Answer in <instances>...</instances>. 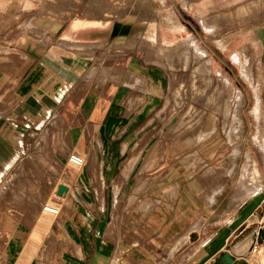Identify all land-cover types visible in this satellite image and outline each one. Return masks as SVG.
<instances>
[{
  "label": "rangeland",
  "instance_id": "374dc122",
  "mask_svg": "<svg viewBox=\"0 0 264 264\" xmlns=\"http://www.w3.org/2000/svg\"><path fill=\"white\" fill-rule=\"evenodd\" d=\"M223 12L226 14L222 15ZM144 15L155 26L153 34ZM80 16L110 21L99 27L105 29L116 24L118 30L122 28L121 31L125 32L98 54L96 48L90 51L75 49L96 54L94 66L83 77L82 90L96 81L110 80L119 84L121 75L135 76L124 66L126 58L133 53L142 64L149 63L150 67L157 68L158 75L162 77L161 85L157 88H148L145 82L141 88L128 84L136 88L134 92L141 90L149 93L155 108L150 113L144 111L142 124H135L139 115L134 117V113L139 111L142 99L133 101L131 105V94L124 100L125 120L134 118L129 123V135L134 131L137 138L132 140V148L126 153L115 156L118 163L115 172H111V178L115 174L118 181L126 179L128 184L135 183L137 187L134 190L140 196L137 194L129 198L127 207L131 213L126 217L113 214L106 235L113 237L116 234L121 239L122 230L127 229V224L143 229L154 228L159 222L164 224L170 211L169 200L177 197L180 187L184 206L191 210L192 218L187 227L199 218L202 220L199 238L190 247L199 243L205 246L206 252H215L213 259L206 262L214 264L221 251H230L232 245L249 230L264 226V150L255 138L257 135L264 140V123L260 126V120L264 118V0H0V37L9 35V38H19V42L28 37L53 38L63 33L72 20ZM205 18L210 20L214 29L205 27ZM119 39L132 41L126 45L117 44ZM1 44L7 46L5 42ZM183 46L195 53V60L190 57L185 67L180 57ZM160 48L175 51L173 58L164 60L167 64L156 62L157 49ZM243 58H247L245 66ZM12 59L11 56L0 57V68L5 67V60ZM169 63H173V66H169ZM203 63L209 66V71L200 72ZM103 66L108 69L96 70ZM195 67L198 79L195 92H192L191 74ZM245 67L250 69L251 78L245 72ZM257 77L262 82L260 92H257L254 83ZM190 104L191 109L193 107L191 122L180 125ZM7 113L5 111L3 114ZM146 117L150 120L146 121ZM66 118L62 112L55 114L37 130L20 122L13 124L17 131L15 136L18 137L15 142L20 145L27 139L30 142L28 140L27 153L21 155L24 163L22 170L0 169L1 182L4 183L0 187V257L6 255L3 228L10 221L16 223L20 219L27 222L33 234H37L41 240L36 236V249L27 251L26 255L22 253L18 260L26 256L31 264H45L44 260L52 264L53 254H58V250L64 248V242L72 244L74 250L80 253L78 241L66 233L59 219L61 213L70 214L73 211V203L66 194L59 196L56 187L59 182L71 187V173L76 171L94 180L97 183L95 192L100 194L103 176L104 180L107 179L106 175H102L101 165L103 162L102 169H107L109 156H101L92 148V154L89 150L82 154L84 165L72 166L68 161V154L73 150H70L67 138L69 124ZM5 130L4 127L2 131ZM233 142L242 151L235 166L230 156ZM249 149H252L251 152ZM5 152L6 148L0 140V165L7 157ZM249 156L252 157L256 178L250 176L249 169L252 167L248 166ZM13 157L16 158L17 154ZM130 158L135 159L134 164L124 169ZM52 165L57 170H53ZM230 175L234 177L229 180ZM224 181L226 185L222 190L228 185L230 187L224 192L221 190L223 193H219H222L219 198L235 195L240 187L249 188L251 195L247 201L238 203V208L234 206L225 214L215 215L209 208V197ZM28 185L27 188L32 187L39 199L32 195L27 201L26 210L18 213L16 208L21 203L17 200ZM13 191H16L15 200L12 198ZM104 191L106 193L105 187ZM146 198L150 199L146 204L148 207H141V199ZM44 204L58 207L60 215L55 217L42 211ZM118 205L116 201L114 212ZM161 210L164 211L163 221L159 220ZM251 212L254 216L248 217ZM133 213L136 214V222L130 216ZM13 215L15 220L12 219ZM244 218L247 220L236 227ZM56 226L62 230V234L53 233ZM231 230L233 232L230 234ZM182 233L171 241L172 246L176 247L186 239L181 238ZM29 247L25 246L26 249ZM263 251L264 245L256 246L254 253L248 256L247 264H264Z\"/></svg>",
  "mask_w": 264,
  "mask_h": 264
},
{
  "label": "crops",
  "instance_id": "0c3cea01",
  "mask_svg": "<svg viewBox=\"0 0 264 264\" xmlns=\"http://www.w3.org/2000/svg\"><path fill=\"white\" fill-rule=\"evenodd\" d=\"M76 27L73 19L63 33L56 34L53 38L28 37L19 42V38H9V35L0 37V57L11 56L13 58L5 60V67L0 68V140L6 148L5 154L7 155L1 162L0 169L4 171L23 169L22 156L27 153L30 140H25L21 145L15 142L18 137L15 136L17 131L13 127L14 123L20 122L37 130L51 116L60 112L68 120L67 138L70 150L80 154H85L89 150L91 154L94 148L99 155L109 156L107 169H102L103 162L101 165L102 175H106L107 179L104 180L103 176V189L100 194L95 192L94 188L97 183L94 180L76 171L73 172L74 175L71 173L73 182L71 187L67 186L66 197L71 200L74 208L70 214L60 212L59 219L66 233L78 241L79 245L73 240L79 247L80 253L74 250L72 244L64 242V248L59 249L58 254H53L52 264H206L216 254L206 252L205 246L199 243L195 247H190L198 240L202 227L192 228L186 234V230L191 228L196 221L187 227L192 218L191 210H187L186 205L184 206L185 200L181 198L183 195L180 187L177 197L169 200L170 211H167L164 224L159 222V225L154 228L144 229L134 224H127V229L122 230L121 239L116 234H113V237L106 235L105 231L111 223L113 214H123L126 217L131 213L127 207L129 198L136 197L137 194L138 197L140 196L134 190L137 187L135 183L128 184L126 179H119L122 181L119 182L115 174L111 178V172H115L118 163L115 156H122L126 153L131 147L132 140L137 138L134 131L129 135L131 132L128 128L129 123L134 121V118L130 121L125 120L124 100L131 94H133L131 105L133 101L138 102L142 99L139 111L134 113V117L139 115L134 123L142 124L144 118L141 115L144 111L152 112L155 104L148 95L149 93H143L141 90H137L140 93L134 92L136 88L130 85L141 88L142 84L147 83L148 88H157L161 85L162 77L158 75L157 68L150 67L149 63L142 64L138 56L133 53L126 58L124 66L128 68L129 73L135 76L123 74L119 84L110 80L96 81L82 90L83 77L94 66L96 54H88L75 49L90 51L89 47L96 48L98 54L102 48L104 49L118 35L125 32L121 31L122 28L118 30L116 24L105 29L97 25ZM65 36H69L70 43L75 45H63L62 39ZM8 38L9 40L5 41ZM1 42H5L7 46L2 45ZM80 44L89 47L87 49L77 48L76 46ZM107 69L105 67V70ZM5 111L8 113L3 114ZM4 127L6 130L3 132ZM14 154H17L16 158H12ZM41 157L46 160L44 155ZM9 158L12 161H8ZM17 175L19 173L15 174L12 179ZM1 179L0 187L4 186ZM99 182L101 183L100 180ZM116 183H119L117 193ZM228 187L230 185L224 191ZM30 188L23 190L19 195L17 201L21 205L16 208L18 213L26 210L27 201L32 195L39 199L32 187ZM219 193L209 202V208H212L215 215L225 214L232 209L231 202L234 195L219 198L222 195ZM12 198L15 200L16 191H13ZM116 201L119 205L114 212L113 205ZM78 203H81L82 207L78 206ZM160 215L159 220L163 221L164 211L161 210ZM203 215L206 216V212ZM130 216L136 222V214L133 213ZM247 216L251 217L254 214L251 212ZM246 218L242 219L236 227L245 222L248 219ZM12 219L15 220L14 215ZM113 228L115 229V226ZM181 230L184 232L182 233ZM55 231L62 234L58 226L54 228V234H56ZM33 233L32 227L23 219L16 223L10 221L2 230V235L5 237L6 255L0 257V264H31L26 256L21 260L18 259L21 258L22 253L25 252L26 255L27 251L36 249L34 240L36 236L38 240H41V237ZM181 233V238L186 239L178 246H172L171 241ZM25 246L31 248L26 249ZM44 263L50 264L51 262L44 260Z\"/></svg>",
  "mask_w": 264,
  "mask_h": 264
},
{
  "label": "bare ground",
  "instance_id": "6f19581e",
  "mask_svg": "<svg viewBox=\"0 0 264 264\" xmlns=\"http://www.w3.org/2000/svg\"><path fill=\"white\" fill-rule=\"evenodd\" d=\"M239 11H241V10H239ZM226 13H224L223 12V14L222 15H225ZM242 15V14H241ZM241 15H238L239 16V18H242V16ZM156 16V15H155ZM144 17L146 18V20H145V22H146V24H148V26H149V31L153 34V32H154V24H153V22L152 23H150V18H148V17H146V15H144ZM150 17V16H149ZM144 18V19H145ZM210 20L208 19V18H205L204 20H203V23H204V25H205V27L207 28V29H214V28H212V26H211V24H210V22H209ZM107 22H110V21H105V20H103V19H98V18H89V17H86V16H80V17H76V19H74V25L75 26H77V27H79V26H84V25H97V26H102V25H104V24H107ZM144 22V21H143ZM76 27V28H77ZM208 31H211V30H208ZM152 34H151V37H152ZM151 40V39H150ZM153 40H154V38H153ZM152 40V41H153ZM131 39H119L118 41H117V44H130L131 43ZM62 43H64L63 45H66V46H74L75 44H73V43H70V39H69V36H65L63 39H62ZM97 44H99V43H97ZM189 44H191V43H189ZM77 48H82V49H87L89 46H86V45H83V44H80V45H77L76 46ZM188 47V46H187ZM182 48H184V46L182 47ZM89 49L91 50L92 48L91 47H89ZM178 50V49H177ZM175 51H173L172 50V52H168V50H163L162 48H160V49H157V59H156V62L157 63H162V64H167V63H164V60L166 59V60H168L169 58H173V53H174ZM175 54V53H174ZM178 54V53H177ZM180 57L182 56V58H183V66L185 67V66H187L188 65V62H189V59H190V57H191V59L192 60H195V53H193V52H191L190 50H189V47L188 48H184V49H181L180 50ZM200 54V53H199ZM201 55V54H200ZM178 56H179V54H178ZM242 63L244 64V66L247 64V58H243V61H242ZM169 66H173V63H169L168 64ZM100 70L101 69V71H102V69H105V67H101V68H96V70ZM245 72H247V74L250 76V78H251V75H252V73H251V71H250V69L249 68H247V67H245ZM194 70V71H193ZM195 70H196V67L195 68H193L192 69V78H191V90H192V92L196 89V81H197V75L195 74L196 72H195ZM205 70H207V71H209L210 70V68H209V66L208 65H206L205 63H203V65H201L200 66V72H202V71H205ZM104 73V72H103ZM201 79V78H200ZM254 83L256 84V89H257V92H260V90H261V79H260V77H257L256 79H254ZM209 84V82L207 83V85ZM202 90H203V88H202ZM200 91V90H199ZM195 92V91H194ZM176 97V96H175ZM200 99V98H199ZM198 99V100H199ZM177 100V99H176ZM193 102V101H192ZM198 102V101H197ZM193 104V103H192ZM192 104H190V108H189V110H188V112L186 113V115L184 116V120H182V123L180 124V125H185V123H190L191 122V115L193 114V107H192V109H191V105ZM226 106H227V104H226ZM225 106V107H226ZM228 108V107H227ZM203 113V112H202ZM198 115V114H197ZM197 117V116H196ZM152 119V118H151ZM150 120V119H149ZM264 118L263 119H261L260 120V126H262V124L264 123ZM195 123V122H194ZM187 125V124H186ZM235 125V124H234ZM191 127V126H190ZM235 127V126H234ZM229 128H230V126H229ZM236 128V127H235ZM230 129H232V128H230ZM234 129V128H233ZM235 130V129H234ZM229 131V130H228ZM261 131V130H260ZM236 132V131H235ZM191 133V132H190ZM196 134L197 133H195V136H196ZM226 134H227V132H226ZM263 134V133H262ZM190 135V134H189ZM263 136V135H262ZM227 137H229V136H227ZM233 137V136H232ZM255 138H256V141L260 144V146H261V148H262V151L264 150V140L263 139H259V137L256 135L255 136ZM229 140L230 141H232L231 139H230V137H229ZM255 142V141H254ZM256 142V143H257ZM66 143V142H65ZM232 145H233V151H232V153H231V158H232V165L233 166H235L236 165V160L238 159V157H240L241 156V149H240V147L239 146H237V145H235L234 144V142L232 143ZM67 146H68V144H67ZM67 148V147H66ZM250 150H252V149H249V151ZM259 151H260V148H259ZM64 152V151H63ZM251 152V151H250ZM92 154V153H91ZM153 155L154 154H152L151 156L153 157ZM92 157H93V155H92ZM252 157H253V155H252ZM252 157L251 156H249V158H247L248 159V166H251L252 167V169H249L250 170V176L252 177H255L256 178V172H255V168H254V165H253V161H252ZM135 159H133V158H130V159H128V161H127V163H126V165H125V167H124V169H127V167H129V166H132L133 164H134V161ZM145 160H146V158H145ZM253 160H254V157H253ZM130 164V165H129ZM53 166V170H57V168L55 167V165H52ZM234 170V169H233ZM235 171V170H234ZM121 176H122V174H121ZM246 176V175H245ZM123 177H124V175H123ZM234 177V175H230V178H229V180L230 179H232ZM225 181H227V180H225ZM225 181H224V183H222V184H220V186H218V188H216L215 190H214V193H213V195H211L210 197H209V202H211L213 199H214V196L216 195V194H218L219 192H221V190L225 187V185H226V183H225ZM119 182H122V181H119ZM119 183H116V191L118 192V190H119V185H118ZM144 184V183H143ZM115 185V184H114ZM145 185V184H144ZM143 187V186H142ZM138 189V188H137ZM140 189H141V187H140ZM116 192V193H117ZM67 193V192H66ZM66 193H64V194H66ZM169 193V192H168ZM59 194V193H58ZM64 194H59V196H63ZM250 195H251V190L249 189V188H242V187H240L238 190H237V192H236V194L234 195V197H233V199H232V202H231V208H233L234 206H237L238 205V203H241V202H244V201H247L249 198H250ZM150 199L149 198H146V199H143L142 201H141V207L143 206V207H148L146 204L148 203L147 201H149ZM71 201V200H70ZM254 202V201H253ZM255 203V202H254ZM143 204V205H142ZM201 222H202V220H201V218H199L192 226H191V228H189V229H187L186 230V234L188 233V231L189 230H191L192 228H198L200 225H201ZM260 228V227H259ZM259 228H254V229H251V230H249L247 233H245L244 235H243V237H241L238 241H236L235 243H234V245H232V247H231V249H230V251H229V253L234 257V261L233 262H231L230 264H242V263H240V262H243V264H247V262H248V256L252 253H254V249L256 248V246H260V245H264V240L263 241H261V242H259V240H258V236H259ZM187 236V235H186ZM262 253H264V251L262 252ZM251 254V255H252ZM262 255V254H261ZM219 264H221V263H219Z\"/></svg>",
  "mask_w": 264,
  "mask_h": 264
},
{
  "label": "water",
  "instance_id": "95a60500",
  "mask_svg": "<svg viewBox=\"0 0 264 264\" xmlns=\"http://www.w3.org/2000/svg\"><path fill=\"white\" fill-rule=\"evenodd\" d=\"M68 191V187L63 184L62 182H59L56 187V192L59 194H64ZM259 242L264 240V226H261L259 228V236H258ZM234 261V257L229 253L228 250L221 251L215 258L214 264H230ZM243 264V262H240Z\"/></svg>",
  "mask_w": 264,
  "mask_h": 264
},
{
  "label": "built area",
  "instance_id": "2783aa9c",
  "mask_svg": "<svg viewBox=\"0 0 264 264\" xmlns=\"http://www.w3.org/2000/svg\"><path fill=\"white\" fill-rule=\"evenodd\" d=\"M68 161L72 164V166H82L84 165V157L77 151H70L68 154ZM42 211L47 212L51 216H59L60 209L54 205L44 204L42 207Z\"/></svg>",
  "mask_w": 264,
  "mask_h": 264
}]
</instances>
